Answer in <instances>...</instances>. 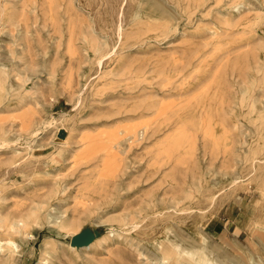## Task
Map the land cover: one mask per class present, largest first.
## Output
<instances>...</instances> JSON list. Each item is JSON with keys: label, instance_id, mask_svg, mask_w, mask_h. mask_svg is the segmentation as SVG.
Masks as SVG:
<instances>
[{"label": "rangeland", "instance_id": "rangeland-1", "mask_svg": "<svg viewBox=\"0 0 264 264\" xmlns=\"http://www.w3.org/2000/svg\"><path fill=\"white\" fill-rule=\"evenodd\" d=\"M21 3L0 0V264H264V0H37L26 29Z\"/></svg>", "mask_w": 264, "mask_h": 264}, {"label": "bare ground", "instance_id": "bare-ground-1", "mask_svg": "<svg viewBox=\"0 0 264 264\" xmlns=\"http://www.w3.org/2000/svg\"><path fill=\"white\" fill-rule=\"evenodd\" d=\"M47 1V3L48 4H50V2H51V0H46ZM36 2H37V0H22V3L20 4L21 5V10H22V15H23V18H22V27L24 28V29H26L27 27H28V21H27V19H28V17H27V15H26V13H25V4H27L28 3V5H33V8H32V10H35L36 9ZM4 4V3H3ZM12 4V3H11ZM19 5V6H20ZM32 13H33V11H32ZM32 17H33V15H32ZM33 19H34V17H33ZM21 22V21H20ZM19 32V31H18ZM10 33H12V32H10ZM245 37H246V35H245ZM200 67V66H199ZM197 68V67H196ZM229 76V75H228ZM225 78H227V77H225ZM212 80V79H211ZM211 82V81H210ZM184 83V82H183ZM242 85V84H241ZM182 86H184V85H182ZM180 88H181V86H180ZM202 88V87H201ZM240 92H242V91H240ZM244 94V93H243ZM254 104H255V102H252V106H254ZM216 114H217V112H216ZM155 116V115H154ZM224 116V115H223ZM199 118H200V123H204V122H208V121H211L212 119H213V116L212 115H209V114H207L206 113V111L204 110V106H202L201 107V109H200V116H199ZM167 120V119H166ZM153 121V120H152ZM167 121H169V120H167ZM126 137H128V136H126ZM122 139H124V140H127L128 138H122ZM245 141V140H244ZM124 141H122L121 143H123ZM238 176H236V178H237ZM235 182V181H234ZM23 219H21V221L19 220L18 222H12L11 220L9 221V223H8V225H9V227H7L8 225H6V227L7 228H9L10 229V227L11 228H14V229H16L17 231H22L23 230V227L25 226V228L27 227L26 225H24L23 226ZM26 223V222H25ZM75 235V234H74ZM3 245H8L9 246V249L13 252L15 249H16V244L12 241V240H7L5 243H3V242H1V240H0V252L1 251H3ZM163 250V249H162ZM165 251V250H164ZM169 250L168 249H166V252H168ZM14 253V252H13ZM193 253L194 252H187L186 254L189 256V257H192V255H193ZM10 260H12V257L11 258H9V261ZM161 261H163V263L164 264H182V262L179 260V259H171V260H169L167 257H165L164 256V254H163V260H161ZM199 261V260H198ZM196 259H194V262H197V263H199ZM39 264V263H38ZM40 264H42V263H40Z\"/></svg>", "mask_w": 264, "mask_h": 264}, {"label": "water", "instance_id": "water-1", "mask_svg": "<svg viewBox=\"0 0 264 264\" xmlns=\"http://www.w3.org/2000/svg\"><path fill=\"white\" fill-rule=\"evenodd\" d=\"M71 242H72V244L81 245V246L87 244L85 237L82 235H78L76 237H73Z\"/></svg>", "mask_w": 264, "mask_h": 264}]
</instances>
